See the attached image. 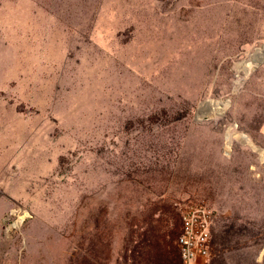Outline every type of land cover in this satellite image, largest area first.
Instances as JSON below:
<instances>
[{
    "label": "rangeland",
    "instance_id": "374dc122",
    "mask_svg": "<svg viewBox=\"0 0 264 264\" xmlns=\"http://www.w3.org/2000/svg\"><path fill=\"white\" fill-rule=\"evenodd\" d=\"M263 43L264 0H0V264H129L189 203L201 264H264Z\"/></svg>",
    "mask_w": 264,
    "mask_h": 264
},
{
    "label": "trees",
    "instance_id": "16d2710c",
    "mask_svg": "<svg viewBox=\"0 0 264 264\" xmlns=\"http://www.w3.org/2000/svg\"><path fill=\"white\" fill-rule=\"evenodd\" d=\"M166 226L158 220L155 224L150 220L135 224L127 240L128 255L124 260H129V264H180L176 246L178 233Z\"/></svg>",
    "mask_w": 264,
    "mask_h": 264
},
{
    "label": "built area",
    "instance_id": "2783aa9c",
    "mask_svg": "<svg viewBox=\"0 0 264 264\" xmlns=\"http://www.w3.org/2000/svg\"><path fill=\"white\" fill-rule=\"evenodd\" d=\"M211 210L203 203L184 205L176 246L180 264H201L209 256Z\"/></svg>",
    "mask_w": 264,
    "mask_h": 264
},
{
    "label": "water",
    "instance_id": "95a60500",
    "mask_svg": "<svg viewBox=\"0 0 264 264\" xmlns=\"http://www.w3.org/2000/svg\"><path fill=\"white\" fill-rule=\"evenodd\" d=\"M259 48H261V49H263L264 48V43L262 44V45H260V47ZM257 49L258 48H256V49H254V52L252 53V55H254L256 52H257ZM251 55V56H252ZM234 92H235V90H234ZM228 103H229V100H226ZM203 102H201L200 104H199V106H198V110H197V113H196V115H195V121H201V120H203L205 117H203L202 115H201V109H202V106H201V104H202Z\"/></svg>",
    "mask_w": 264,
    "mask_h": 264
},
{
    "label": "bare ground",
    "instance_id": "6f19581e",
    "mask_svg": "<svg viewBox=\"0 0 264 264\" xmlns=\"http://www.w3.org/2000/svg\"><path fill=\"white\" fill-rule=\"evenodd\" d=\"M206 101V100H205ZM205 101H203V103H205ZM227 102V101H226ZM203 103L201 104V106L203 105ZM228 103V102H227ZM203 111V109H202ZM246 143H249L248 139H246Z\"/></svg>",
    "mask_w": 264,
    "mask_h": 264
}]
</instances>
